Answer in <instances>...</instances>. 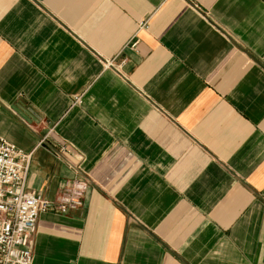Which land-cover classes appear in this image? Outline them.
Returning <instances> with one entry per match:
<instances>
[{"label": "crops", "instance_id": "0c3cea01", "mask_svg": "<svg viewBox=\"0 0 264 264\" xmlns=\"http://www.w3.org/2000/svg\"><path fill=\"white\" fill-rule=\"evenodd\" d=\"M1 139L33 264H264V0H0Z\"/></svg>", "mask_w": 264, "mask_h": 264}, {"label": "built area", "instance_id": "2783aa9c", "mask_svg": "<svg viewBox=\"0 0 264 264\" xmlns=\"http://www.w3.org/2000/svg\"><path fill=\"white\" fill-rule=\"evenodd\" d=\"M28 160L16 146L0 140V264H33L40 214H67L84 205L83 180L69 183L55 202L28 193Z\"/></svg>", "mask_w": 264, "mask_h": 264}, {"label": "rangeland", "instance_id": "374dc122", "mask_svg": "<svg viewBox=\"0 0 264 264\" xmlns=\"http://www.w3.org/2000/svg\"><path fill=\"white\" fill-rule=\"evenodd\" d=\"M29 156V155H28ZM31 156H29V160L27 161L28 163L26 164V166H28L29 162H30ZM28 169V167H27Z\"/></svg>", "mask_w": 264, "mask_h": 264}]
</instances>
